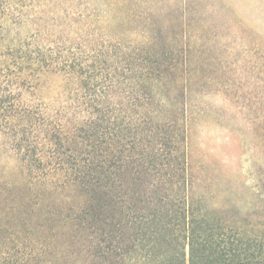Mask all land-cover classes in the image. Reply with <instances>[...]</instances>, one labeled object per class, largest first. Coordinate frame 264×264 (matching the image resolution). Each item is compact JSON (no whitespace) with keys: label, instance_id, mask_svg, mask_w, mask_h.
<instances>
[{"label":"trees","instance_id":"obj_1","mask_svg":"<svg viewBox=\"0 0 264 264\" xmlns=\"http://www.w3.org/2000/svg\"><path fill=\"white\" fill-rule=\"evenodd\" d=\"M210 89L185 112L183 0H0V153L21 173L19 235L51 253L61 231L63 254L91 264H264V172L254 188L226 178L196 141L211 121L264 155V134L248 116L239 133Z\"/></svg>","mask_w":264,"mask_h":264},{"label":"rangeland","instance_id":"obj_2","mask_svg":"<svg viewBox=\"0 0 264 264\" xmlns=\"http://www.w3.org/2000/svg\"><path fill=\"white\" fill-rule=\"evenodd\" d=\"M183 49L185 112L211 87L210 104L235 114L239 133L249 126L244 120L248 116L257 135L264 134V0H183ZM214 88L219 89L218 93L215 90L218 96L212 94ZM226 97L237 102H224ZM206 123L196 137L200 152L221 169L224 177L239 178L254 188V171L264 172L259 140L250 142L249 150L236 131ZM5 167H13L12 162L0 153V264H91L82 253L63 254L61 231L51 245L58 253L49 252L48 242L19 235L15 219L29 216V211L14 207L16 195L9 187L22 184L17 179L21 173ZM254 193L258 195L257 216L264 217V207L259 203L264 196L258 188Z\"/></svg>","mask_w":264,"mask_h":264}]
</instances>
